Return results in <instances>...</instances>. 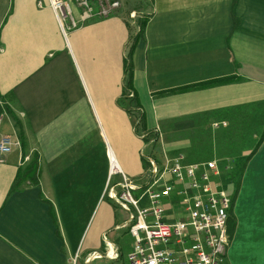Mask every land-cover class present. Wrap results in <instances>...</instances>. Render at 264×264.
<instances>
[{
  "label": "crops",
  "instance_id": "obj_1",
  "mask_svg": "<svg viewBox=\"0 0 264 264\" xmlns=\"http://www.w3.org/2000/svg\"><path fill=\"white\" fill-rule=\"evenodd\" d=\"M61 1L57 12L51 0H0V102L10 108L0 138L21 141L0 153V264H71L78 250L84 261L110 246L120 257L105 263L126 264L134 239L123 227L127 211L107 194L121 181L110 179L111 159L143 183L146 162L163 165L181 152L188 160L192 134L203 130L224 137L227 150L209 158L222 175L225 163L237 165L231 147L255 141L233 171L242 183L227 263L264 264V0H147L137 41L142 10L119 0L100 16L97 7L90 14L77 0ZM129 57L133 95L125 93ZM36 154L39 180L11 193Z\"/></svg>",
  "mask_w": 264,
  "mask_h": 264
},
{
  "label": "built area",
  "instance_id": "obj_2",
  "mask_svg": "<svg viewBox=\"0 0 264 264\" xmlns=\"http://www.w3.org/2000/svg\"><path fill=\"white\" fill-rule=\"evenodd\" d=\"M77 1L90 14L97 7L100 16L121 7L119 0ZM51 3L57 12L66 7L61 0ZM2 116L0 112V126ZM14 148H21L17 135L0 138L1 154ZM222 173L217 160L188 163L184 154L166 155L163 165L150 159L147 177L140 183L112 158L110 178L120 174L121 187L120 191L110 187L107 194L127 211L123 227L134 239L127 264H228L233 201L217 179ZM145 199L149 205H142ZM104 257L118 260L120 254L110 246L105 253H92L82 261L78 250L71 264H91Z\"/></svg>",
  "mask_w": 264,
  "mask_h": 264
},
{
  "label": "rangeland",
  "instance_id": "obj_3",
  "mask_svg": "<svg viewBox=\"0 0 264 264\" xmlns=\"http://www.w3.org/2000/svg\"><path fill=\"white\" fill-rule=\"evenodd\" d=\"M123 1H124V5L127 9H129L132 6L133 8H137L138 11L139 10L144 11V12L139 11V15L136 14L138 25H140V26L143 25L144 21L147 18L144 3L148 2V1L147 0H133L136 3L135 5H133L132 0H123ZM128 94L133 95L131 90H129ZM213 131L214 130H203V131H198L195 134H192L193 135L192 141L195 144L191 145L189 148L192 156L187 158L188 163L198 162L199 160L200 161L201 160H209V158H219L220 152L227 150V148L224 147L225 142H224V137L221 134V131L218 130L217 131L218 135L213 136L214 138L210 137V134L212 136ZM238 131H239V133H237L236 136H238L240 138L243 137V135L244 136L247 135V133H248L247 130H238ZM220 143H222V146H220ZM235 143H237V142H235ZM246 144L248 146L247 145H235V146L231 147V149H230L231 153L226 152L227 154L230 153V154H232L233 157H235V160H237V165L233 169L228 168L227 170L229 172L226 171V172H224V174L222 176L217 177V179L222 182L223 187L228 191V193L232 197L233 202L235 200V197L237 196V193L240 190L241 183H242V172L235 175L233 171L236 170V168L238 167V165L241 163L242 160H246L248 157L250 158L256 149V145H255L254 140L248 141ZM145 151L147 153L152 154L157 159H159V156H162V152L160 149H158V147H154V149H153L152 147L149 146L146 148ZM243 152H244V154H243ZM181 153L184 154V152H181ZM241 155H245L246 158H244V159L243 158H237L236 159V157L241 156ZM222 160L224 163L225 159H222ZM225 165H226V163H225ZM148 168H149V165H146V173H145L146 177L148 174ZM117 179H118V176L115 177V180H117ZM144 180H145V178L141 182H143ZM109 182H110V180H109ZM120 182L117 183L118 188L121 187ZM117 185H114V183H112V182L109 184V186L111 188L116 187V189L120 191V189L117 188ZM110 187L108 188V190L110 189ZM144 204L149 205L147 199H145L142 202V205H144ZM232 210H233V204H232ZM118 217H119V220H121V221L124 220L125 213L122 209L119 210ZM231 223L233 225V221ZM125 231H126V229H123V232H125ZM127 231H128V229H127ZM121 232H122V230H121ZM231 236H233V232H232V235L230 232V241H231ZM124 240L127 242V244L131 242V238L128 236V232H127V234H125ZM120 262L126 263V264L128 263V249L127 248L124 249L123 256L121 257ZM98 263H105V261H104V259H99L96 262H93L92 264H98ZM112 263L119 264V263H115V262H112ZM112 263H108V264H112ZM105 264H107V263H105Z\"/></svg>",
  "mask_w": 264,
  "mask_h": 264
},
{
  "label": "trees",
  "instance_id": "obj_4",
  "mask_svg": "<svg viewBox=\"0 0 264 264\" xmlns=\"http://www.w3.org/2000/svg\"><path fill=\"white\" fill-rule=\"evenodd\" d=\"M147 22V18L144 21L143 25L140 26V30L138 35L136 36L135 41L138 40L139 36L144 34V25ZM134 47V44H133ZM125 73H126V82H125V93L126 95L128 94L129 90L132 89V85H133V69L131 67V63H130V57H129V61L128 59H126V67H125ZM225 79H220L217 81H211V82H206L204 84H211L214 82H219V81H224ZM189 87H196V85H191ZM188 87V88H189ZM0 98L5 101V99L1 96L0 94ZM4 110H6L7 112H10V108L9 105L6 104L4 102V105L1 106L0 105V112H3ZM146 165H149V163L146 162ZM39 170H40V162H39V156L36 154L32 157V159L24 166L21 167L17 173V176L15 178V181L12 185L11 188V193L16 190L19 185H21V183L23 181H27L30 180L32 183H34V181H38L39 180ZM235 220H233V225L231 227V229H229V231L232 233L234 230V226H235Z\"/></svg>",
  "mask_w": 264,
  "mask_h": 264
}]
</instances>
